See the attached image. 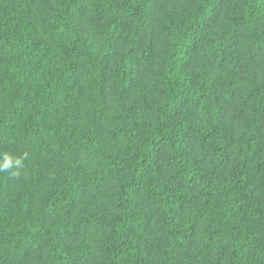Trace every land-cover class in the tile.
<instances>
[{
    "label": "trees",
    "instance_id": "1",
    "mask_svg": "<svg viewBox=\"0 0 264 264\" xmlns=\"http://www.w3.org/2000/svg\"><path fill=\"white\" fill-rule=\"evenodd\" d=\"M0 264H264V0H0Z\"/></svg>",
    "mask_w": 264,
    "mask_h": 264
},
{
    "label": "clouds",
    "instance_id": "2",
    "mask_svg": "<svg viewBox=\"0 0 264 264\" xmlns=\"http://www.w3.org/2000/svg\"><path fill=\"white\" fill-rule=\"evenodd\" d=\"M23 168L24 157L22 155L15 154L11 150L0 151V173L18 176Z\"/></svg>",
    "mask_w": 264,
    "mask_h": 264
}]
</instances>
